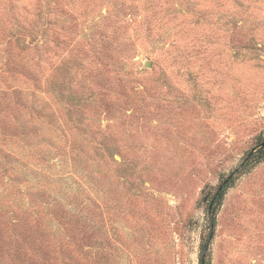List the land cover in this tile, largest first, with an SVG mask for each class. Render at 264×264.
Listing matches in <instances>:
<instances>
[{"label":"rangeland","instance_id":"rangeland-1","mask_svg":"<svg viewBox=\"0 0 264 264\" xmlns=\"http://www.w3.org/2000/svg\"><path fill=\"white\" fill-rule=\"evenodd\" d=\"M258 136L264 0H0V264H199ZM210 249L264 264V161Z\"/></svg>","mask_w":264,"mask_h":264},{"label":"trees","instance_id":"trees-1","mask_svg":"<svg viewBox=\"0 0 264 264\" xmlns=\"http://www.w3.org/2000/svg\"><path fill=\"white\" fill-rule=\"evenodd\" d=\"M50 91L52 92V90ZM54 93H55V89H54ZM61 99H63V96H61ZM62 102L64 103V101ZM255 141H256V146L262 145L264 143V136H258ZM263 161H264V147L259 151L255 152L254 154L249 152L236 169L232 170L227 175L221 176V178L219 179V183L216 186L211 188L206 187L203 190L200 202L201 204L205 205L208 223L206 227L207 230L201 237L199 264H212V260H211L212 252L210 249V243H211V239L214 236L215 229L217 226V216L220 207L222 206L228 191L236 184V182L244 174L255 169ZM57 204L59 205L61 203L58 201ZM65 213L66 216L64 217V219L67 221L66 222L63 221L64 223L60 222V224L63 223V225L70 226V221L72 217L77 218L78 222H81L80 220L81 217L83 219V216L81 214H80L81 216H79V214L75 215L71 212H68V210L65 211ZM38 218L41 221V218L40 217ZM42 229L44 230L45 235L49 236L48 234H46V232L48 231L46 225L43 226Z\"/></svg>","mask_w":264,"mask_h":264},{"label":"water","instance_id":"water-1","mask_svg":"<svg viewBox=\"0 0 264 264\" xmlns=\"http://www.w3.org/2000/svg\"><path fill=\"white\" fill-rule=\"evenodd\" d=\"M148 66H150V62L147 63ZM264 147V143L262 145H260L257 149L253 150L251 153L254 154L255 152L259 151L260 149H262Z\"/></svg>","mask_w":264,"mask_h":264}]
</instances>
